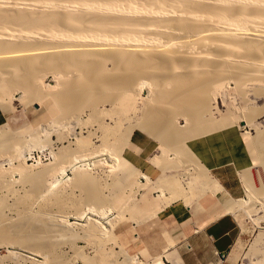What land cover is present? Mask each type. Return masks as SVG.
<instances>
[{"label":"bare ground","instance_id":"obj_1","mask_svg":"<svg viewBox=\"0 0 264 264\" xmlns=\"http://www.w3.org/2000/svg\"><path fill=\"white\" fill-rule=\"evenodd\" d=\"M47 80L53 84H45ZM226 83L235 84V87L229 89L230 93H226L231 87L225 86L227 95H224V103L226 99L230 101L231 94H238L246 102L248 99L249 103L264 99V0H0V100L3 103L2 100L5 101L12 93H27L28 90L23 87L36 94L41 92L44 97L41 104L53 115L52 121L42 127L47 139L44 141L48 146H51V135L57 136L59 140L65 138H62V129H67L75 137L80 134L74 143L76 149L66 146L59 149L58 153H53L57 158L54 160L58 162V166L55 161L54 165L61 166L62 170L59 169L64 174L74 171V178L71 179L73 187L86 195L74 200L67 193L64 195L51 190V183L46 181L50 177L45 176H53L48 171L54 170L46 171L45 168L34 171L25 165L24 160L13 168L14 160H21V155H26L23 153L26 139L22 140L11 132H5V127L2 126L0 161L10 159L12 167L5 169L4 165H0V187L14 191L11 184L14 181L13 175L17 172L20 179L31 183L33 188L31 195L16 197L17 200L13 202L19 209L16 219L5 214L8 203L4 208H1L3 205L0 206V245L9 247L11 255L24 257L29 253L33 258L44 254L46 263L61 264L60 255L57 254L59 241L67 238L68 242L79 237L73 231L70 232L67 227L70 225L66 226L65 215L62 213H66L67 208H73L74 214L81 219L88 213H93L92 206L95 205L99 209L109 210L114 207L119 210L114 203L124 200L127 190L130 194L125 200L132 202L130 198L134 196V192L131 191L136 186H150L161 191L162 196L166 193L182 196L185 194V186L191 190V183H184L183 177L189 175L187 178L193 181L200 178L198 175L190 177L186 168L189 166L186 164L183 169H179V166L165 163V158L173 155L175 158L168 159L183 160L186 163L192 160L197 164H194L195 171L198 170L197 167L204 169L187 143L237 123L253 127L258 132L255 142L262 149L261 152H264V129L261 131L263 126L258 123L264 117V110L255 107L258 113L254 112L257 113L254 116L250 111L253 117L247 111V120H239L241 114L238 118L232 117L235 111L233 114L230 111L232 115L226 120L229 112L222 115L223 111L220 109L221 88ZM142 85L149 86V97L154 95L156 101L153 98L147 101L142 97ZM152 87L156 89L153 93ZM232 91L235 93H231ZM144 100L147 102L142 104ZM2 103L0 107L5 111L6 105ZM229 105L231 104L226 106ZM226 108L232 109L230 106ZM243 115L246 116L245 113ZM178 120H183L185 125L179 124ZM156 122L161 123L160 127ZM124 124L127 126L122 130ZM253 128L251 129L254 130ZM76 129L80 130L78 134ZM120 130L122 131L119 132ZM134 130L148 133L159 142L158 148L163 154L153 157V163L159 164L165 171L174 168L182 173L168 175L162 182L155 184L153 179L139 170L128 171L132 164L122 153L130 146ZM82 132L88 136L84 141L79 139ZM34 136L30 137L37 140ZM34 139L27 141L30 147L38 145L42 149L44 144ZM178 147L181 149H176ZM105 153L111 160L110 165H105L109 168H106L107 171L100 166V160H97ZM162 158L164 162L161 161ZM87 161L103 167L110 182L103 183L97 175L93 176L90 171L82 169ZM116 168L119 172L115 171ZM200 172L205 181L200 185L202 189H209L211 193L221 190L222 187L214 176L205 169ZM138 178L143 183L138 182ZM245 179L249 194L254 195V200L261 199L260 202L264 204V160L256 173ZM44 189L51 198L46 195L50 199L45 200L42 205L39 203L36 211H31L35 202L33 190L41 194ZM105 190L110 195H105ZM169 201L160 205L165 208ZM243 201L228 196L222 205L229 212L245 211L246 204ZM2 202L6 204V201ZM87 205L92 206L85 211ZM126 206L131 218L139 220L147 215L139 204L128 203ZM51 208L60 213L57 217L61 219L57 218L54 222L56 216L52 219L47 212ZM155 208L154 206V210ZM107 210L99 213L100 218L105 219V215L109 214ZM159 211L153 212L152 216ZM98 221L90 219L86 229L82 226V238L95 247L98 240H116L114 230L118 224L115 219L107 220L105 224L109 230ZM66 227L69 228L68 231ZM261 239L256 241L262 242ZM102 244L96 249L99 252L95 253L96 258L91 260L84 255L87 258L86 261L83 260L84 264H120L108 261L110 252V256L106 255V247H102ZM120 250L123 249L120 247ZM79 253L81 252L77 256ZM111 254L113 255L112 252ZM169 255L171 256L170 253ZM125 256L128 262L124 264L136 263L130 262L127 254ZM134 258L130 260H135ZM181 261L179 258V264H183ZM157 263L162 264L161 259Z\"/></svg>","mask_w":264,"mask_h":264},{"label":"rangeland","instance_id":"obj_2","mask_svg":"<svg viewBox=\"0 0 264 264\" xmlns=\"http://www.w3.org/2000/svg\"><path fill=\"white\" fill-rule=\"evenodd\" d=\"M45 84L52 85L53 82H49V80H47L45 82ZM227 84H229V83L223 84V86H222L223 88H221V89H223V91L220 90V91H222V96L220 98V109H221V112L223 111L222 113L221 112L220 113L223 115V114H226L227 112H229V114H230V116H229L228 113H227L228 116L225 115L226 116V118H225L226 120H228L229 117H231V115L233 114V111H235V113L232 115V117L234 116L235 118H238V116L241 114L239 116L240 117L239 120H242V118H246V120H247V116L250 114V111H251V113L253 112V114H254V112L258 111V110L256 111V108H258V107L261 110H264V99H262V101L261 100H257L258 102L261 101V102L258 103V102H256L255 100H253L252 98L249 97L250 100L251 99L253 100V101L251 100L252 102L249 103L248 99H247V102H246L245 98L241 97L238 94H231L230 95V101H227V99H226V101L224 103V95L226 96L227 95L226 93L229 92V89H232V88L235 87V84H232V83H230L231 85H227ZM225 86H227V87L230 86L231 88L227 89V87H225ZM141 88H142V97L144 99H146L148 101L150 98H153L154 95L149 97L150 96V92H149L150 90H149V86L148 85H142ZM20 89H21V91H24V90H28L29 91V88L26 89L25 87H23L24 90H22V88H20ZM225 89L228 90V91H226V93H225ZM155 90L156 89L152 87V92L151 93H153ZM28 91H26L27 93H25V94L23 92L22 93L20 92L18 94L12 93L7 99H5V101L2 100L3 103L0 100V104L2 103L3 105L7 106V107L5 106V108H6L5 111H4V109H2L3 107L2 108L0 107V129L2 128V126H4L5 130H6V131L4 130L5 132H7V131L9 133L11 132V134H14L16 137H19L22 140L26 139V141H25L26 145L24 144L25 147H23V151H25V152L22 151L23 153H26V155L22 154L21 155V160H18V161L14 160V162L12 164V166L14 165L13 168L16 165H18L19 161L21 162V161L24 160L25 161V165L31 167V169H33L34 171L45 170V168H46V171L47 170H52V171L54 170V172L48 171L50 173H53V176H51L52 174L51 175L49 174V176H48V174H46L47 176H45L47 178L50 177V179L49 180L46 179V181H47L48 184L51 183L52 186L49 184L51 190L54 189V191L56 190L58 193H61V194H64V195L67 193V196H69L70 198H72L74 200H76V199L79 200L82 197H86V195L84 194V192H82V190L76 189V188L73 187L74 183L71 182L72 181L71 179L74 178L73 176H74L75 172L74 171H70V173L69 172H65V174H64L63 171H60V169H61L60 167L61 166L57 167L58 166V162H57V160H54V159H57V158L55 157V154H53V153H58L60 151L59 149L62 150L64 148H66V146L70 147L72 149H76L74 143L77 140L76 138H78V136L80 135V134H78L80 132V130L79 129L75 130L76 134H78L77 137H75L74 135H71L69 133V131L67 132V129H65V130L62 129V131H61L62 132V138L65 137L64 139H60L59 140V139H57V136L51 135V137H50L51 138L50 139L51 140V146H48L47 144H45L44 140L46 139L45 138L46 135H45L44 130H43L42 127L47 125V124H49L52 121L53 115H51L49 113V110L44 108V105L41 104V103H43V100H44L43 94H42V96L40 94L41 92H39L40 95L38 93H37L38 94L37 95L36 92H31V91L28 92ZM30 92L31 93H35V94L33 95ZM42 93H44V92H42ZM231 93H235V91L234 92L232 91ZM0 95H1V93H0ZM35 95L38 98L35 97ZM11 96H12V98H11ZM42 97H43V100H42ZM153 99L155 100L156 98L154 97ZM41 100H42V102H41ZM146 100H144L142 102V104L144 102L146 103L147 102ZM140 101H141V99H140ZM254 101L256 103H254ZM38 102H40V104ZM228 103L232 105V106L229 105L232 109H230V108L227 109L226 108V107H229V106H226V105H228ZM252 104L254 106H252ZM256 104H258V105H256ZM42 107L45 109L46 112L44 111V109H42ZM40 111H42V112H40ZM230 111H232V114L230 113ZM241 111L242 112L244 111L243 113H245L246 116L243 115V113H241ZM247 111H249L248 112L249 114L247 113ZM257 113H255V114H257ZM253 114H250L249 116H251ZM255 114H254V116H255ZM249 116H248V118H249ZM251 117H253V116H251ZM262 118L263 119H260L258 121V123L260 124V126L264 127V117H262ZM235 120L237 121V119H235ZM178 122L181 125H185V122L183 120H178ZM156 123H157L156 125H159V124L161 125V123H159V122H156ZM237 124L234 125V126L236 128H239L241 130V132L243 133L244 141H245V143L247 145V148H248V150H249V152L251 154L252 162H253V166L249 170H246V171L241 173L242 194L239 197H232V198H235V199H242V200H244L243 203L246 204L245 211L242 210V211L238 212L237 215H235V216L233 215V217L235 218V220H236V222H237V224L239 226V230H240V237H239L240 240L238 239L240 241V243H241L239 259L242 261V264H264V204H262V202H260V201H262L261 199H260V201H257L258 198L256 200H254V198H253L254 195L251 194L252 195L251 196L249 194V192H248V183L246 182V179H245L246 176H251L252 174H255L256 173V169L261 167L262 160H264L263 159L264 152H261L262 149H260V147L258 145H256V142H255L256 133H258V132H256V130L253 127L249 128V126H247V125L245 126V125H243L241 123H237ZM160 125H159V127H160ZM126 126H127V124H124L122 126V130ZM228 127H230V126H228ZM263 127H261V131H262V129H264ZM251 128H253L254 130H252ZM122 130H120L119 132H121ZM135 131H139V130H134L133 132H135ZM67 133H68V135H67ZM143 133L146 134L148 138H150V140L152 141L153 146L156 147L153 157L162 155L163 151L161 152V150L158 148L160 145H159V142L157 141V139L154 136H152V135H150L148 133H145V132H143ZM4 134H7V133H4ZM31 135L32 136L35 135L34 137H36L37 140H39L41 142V143L40 142H38V143L44 144L43 146L46 145L45 146L46 148L43 147L40 144H39V146H42V149L40 147H38V145H36L37 147H35V146H31L30 147L29 142H27V141L31 140V139H34L33 137H30ZM81 135L82 136L79 139L82 140V141H84V140H86L88 138L87 134H85L83 132H82ZM120 135H122V134L120 133ZM67 136H68V138H66ZM119 136H117V137H119ZM37 140L34 139V141H37ZM28 147L31 148V151H30V148L29 149H25V148H28ZM176 149L179 150V149H181V147L180 148L178 147ZM28 150L30 152H28ZM125 150L122 153L123 157H125ZM161 157H163V156H161ZM168 158L171 159V158H175V157L173 155L167 156L165 158V163L169 164L170 166L171 165L172 166H179L178 167L179 169H183L184 164H186V166H189V167H186L188 169V172L192 175V176L190 175V177H196L198 175V177L200 179L202 178L203 180L202 179L200 180V179L197 178V180L193 181V179H188L187 178V177H189V175H186V177H183L184 183H186V182H190L191 183L190 184L191 185V188H190L191 190H188L189 187L185 186V194H182V196L177 194V196L179 195V197H177L176 195L174 196V195H172L170 193L169 194L166 193L165 196H162L163 193H161V191H158L155 188H152L150 186L146 187V188H144L145 186L143 188H141V187L138 188V186H136V187H134L135 189H132V191H131V192H134L133 193L134 196L130 195L131 198L129 196V198H130V200L132 202H129L128 200H125V199H128V195L130 194V191L127 190L125 192L126 194L124 193L125 196H127V197H125V199L121 200L119 203H117V202L114 203L115 207L120 208L119 210L117 209L118 211L115 210L114 207L112 208L111 206H110L112 208V209L110 208L111 210L109 208H108L109 210H107L105 208L99 209L100 208L99 206H96L95 204H93V205L96 206V207L94 206L95 207L94 208L91 205L94 210L96 208L99 209L98 210L99 212L96 209V212L98 214L93 210V213L92 212L88 213L83 219L77 217L74 214L75 210L73 208H67L65 210L66 213H62L63 215H65L66 226H67V224L70 225V226H67L70 229L66 227L67 231L69 229L70 232L73 231L74 233L73 232L72 233L77 235V236H79V237L76 238L75 240H72V241L70 240L71 242L70 241L67 242V240H66L67 238H65V239L62 238L64 241L62 239L59 241L60 244L57 246L58 247L57 254H59L60 255L59 257L61 258L59 263H61V264H84L83 260L86 261L85 260L86 256H87V258H90L92 260L93 257L96 256L95 253H99L96 249L100 248V243L104 244V246L102 244V247H106L105 251L103 250L104 253L107 252L106 255H108V256L111 255L108 258L109 259L108 261L110 263H113V262H115V263L119 262L120 264L127 263L128 259L126 258L125 254H127L130 257V259L135 257L134 258L135 260H130L129 259L130 262L136 261V263L134 262V264H138V263L139 264H158L157 262L160 261V259L162 261V264H179V258L185 263V261L183 259V256H181L180 252H178L180 254V256L178 254H176L175 256H172V254L170 252H168L164 256H161L162 258L158 257V258L152 259L157 254H160L162 252L161 249H163V248L158 246V244L160 242V240L158 239V237L160 236V232H161L160 231V226L157 225V223H156L157 219L155 217L154 218H150V217H153L152 216L153 212L159 211V209L160 210L164 209L163 205L161 206L160 204H166V202L168 203V200H170L169 204H171L174 201L181 200L187 206H190L192 204H196V206H199V203H197L199 198L202 196V193L203 194L206 193L207 190H209V189L204 190L200 186V185H202L205 182L204 178H203L204 176H203L202 172H200V171L203 170V172H204L205 168L202 169L201 167H197L198 170H200L198 172V170L195 171V169H196V167H194V164H196L195 161L189 160V161H187L189 163H186V161L182 160V162H183L182 163L179 160L171 161ZM162 159H161V161L164 162V158H162ZM9 160L10 159L1 160L0 161L1 162L0 165L1 166L4 165L5 169L6 168L9 169V166L12 167L10 165L11 163H10ZM97 160H100L99 164H100V166H103L105 168V170H106V168H108V166L106 167L105 165H110V163H111L110 157H109L108 154L106 155V153L100 155L97 158ZM54 161L57 163V166H55L56 163ZM167 164H166V166H167ZM78 166H80V165H78ZM100 166H98V163L97 164H95V163L93 164L92 161H90V162L87 161V163L84 166H82V169H84V170H86L88 172L90 171L93 176L97 175L96 177L99 178L100 180L102 179L103 183L104 182L105 183L106 182H110V179L109 178L107 179L108 176H106L107 175L106 171L109 168L105 171L104 168L100 167ZM32 167H34V168H32ZM160 168L162 169V167H160ZM192 168H193V170H192ZM117 169L118 168H116L115 171L119 172ZM131 170H138V169L132 164L130 166V169H128V171L131 172ZM57 172H58V174H55ZM177 172L178 173L179 172L182 173V171L175 170L174 168H172L171 171L170 170L169 171H165V170L162 169V174L158 178L153 179L154 183L158 184V183L162 182L164 180V178L167 177L168 175L178 174ZM13 174H14V172H13ZM20 177H21L20 174L17 173V172H15V174L13 175L12 179H14V181L12 180V184L13 185L11 184V186H12V190H14V191H10V190H7V188L0 187V200H1L0 201V206L3 205V207H1V208H4V206L7 205V203H8V206H7V208H5L4 212L9 218H12V219H16L18 217L17 212H18L19 209L16 207V204H14L15 201L17 200V198L22 197V195H24V194L25 195L27 194V196L32 194V190L31 189L33 188L32 187L33 185H31V183H28V182L25 183L23 180L20 179ZM192 181L194 183H192ZM138 182H142V180L140 178H138ZM192 185H193V187H192ZM110 187L111 186H109L108 189H110ZM196 189L198 190V193L196 192L197 191ZM45 191H47V190L44 189V191H41V194H42L41 195L40 192L37 191V193H38L37 194L36 191L33 190L34 194H33L32 197L34 198L33 202L34 201L35 202L33 204V207L31 206V211L32 210L36 211L38 209L39 203H40V205H42L45 200L47 201V199L49 200L51 198L49 196L48 192H45ZM151 191H153V192H151ZM11 192H14L15 194H13ZM71 192H73V193H71ZM104 193L107 196L110 195V194H107V193H109L108 190H105ZM35 194H36V196H35ZM37 195L40 196V198H38ZM46 195L49 196L50 198H47ZM184 195L187 196V197H185ZM170 196H171L172 199H170ZM163 197L166 198L167 200L164 199ZM261 197H263V195ZM249 198H251L252 200L250 199V202H247ZM3 200L6 201L5 202L6 204H4L2 202ZM141 200L142 201L144 200V201L142 202ZM123 202H124V207H122V203ZM1 203H3V204H1ZM128 203L136 204V205L139 204L140 208L143 207L145 209V212H144V209L141 208L143 210V212L145 213V215L147 213L148 217L146 215V217L144 216V218H141L139 220L135 219V218H131L132 217L131 214H129L128 213L129 211H126V209H125V207L129 206V205L126 206V204H128ZM146 203H147V205H146ZM169 204H167V206ZM158 205L160 207H158ZM91 206L89 207V205H87L86 206L87 209L85 211L89 210L91 208ZM107 206H109V205H107ZM154 206L156 207L155 208L156 211L154 210ZM146 208L148 209L147 212H146V210H147ZM157 208H159V209H157ZM248 208L251 209V210H248ZM104 209L109 212V214L107 213V216L105 215V219L107 217L106 220L103 217H102L103 219L100 218V215H99V213H102L103 211H105ZM113 209H114V211H113ZM255 209H257L259 212H257V210H255ZM50 210L47 211V212H49L48 214L51 215L52 219L54 218V216H56L54 222L57 221L56 220L57 218L61 219L60 217H57V215L59 216L60 213L55 208H51ZM159 212H157V214ZM231 212H233V210ZM94 214L99 215V217L95 216ZM262 217H263V219H262ZM258 218H261L262 220L258 219ZM90 219H96L97 221L99 220L98 223L100 222L99 224L100 225L102 224L101 226H105L106 228H108L106 226V224H105V222H107V220L110 221L111 219L112 220L115 219V221H118L117 222L118 224H117V226H116V228L114 230V238L116 240H113V239L109 240L108 238H105V240H104L105 242L104 241L101 242L100 240L97 241L96 245L99 246V247L96 246L97 247L96 248L95 246H93L94 245L93 243H90L91 244V246H90V244L87 243L89 241L86 242L85 240H87V239L82 238V236H83L82 234L84 232L82 226L84 227V229H86L88 220H90ZM62 220H63V218H62ZM141 222H143V223H141ZM257 222H259V223H257ZM60 224H63V223L60 222ZM59 227H55V228H59ZM242 229H243V231H242ZM61 230H62V228H61ZM62 232H63V230H62ZM65 234H66V232H65ZM162 236H163V240L166 242V232H162ZM259 238H262L261 239L262 242L256 241ZM105 244H106V246H105ZM120 247L123 250H120ZM252 247H253L254 250L252 249ZM175 249H177V248H175ZM141 250H146L148 256H147L145 251L142 253ZM79 251L81 253H83V255L81 253H79L81 255L78 254V256H77V253ZM127 251H128V253L130 255L127 253ZM10 252H11V249L9 247L5 246V244L0 245V264H50L49 262H47V263L45 262L46 258L44 257V254H39L37 256H33V258H32V255L27 253L32 258V259H29L30 257L28 255H27L28 257L26 255H25L26 257L25 256L21 257L19 255H11ZM109 252H110V255H109ZM111 252L113 253V255L115 254L116 257L113 256L111 254ZM169 253L171 254V256L169 255ZM84 255H86V256H84ZM136 257H137V259H136ZM44 258H45V261H44ZM156 259H158V260L156 261ZM177 260H178V262H177ZM86 264H88V263H86Z\"/></svg>","mask_w":264,"mask_h":264},{"label":"crops","instance_id":"obj_3","mask_svg":"<svg viewBox=\"0 0 264 264\" xmlns=\"http://www.w3.org/2000/svg\"><path fill=\"white\" fill-rule=\"evenodd\" d=\"M187 145L222 188L213 192L215 194L212 191L204 193L197 202L199 206H187L178 200L152 217L160 226L158 246L163 248L152 259L170 252L172 256L181 254L186 264H242L239 259L240 230L233 217L242 210L229 212L222 204L228 196L242 194L241 173L253 166L243 133L232 126L191 140ZM155 149L146 134L135 131L125 157L141 173L156 179L162 169L151 160ZM162 232H166V242Z\"/></svg>","mask_w":264,"mask_h":264}]
</instances>
